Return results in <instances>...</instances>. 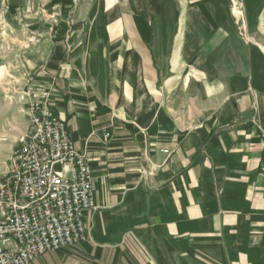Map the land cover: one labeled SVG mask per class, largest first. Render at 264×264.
Masks as SVG:
<instances>
[{"label": "crops", "instance_id": "obj_1", "mask_svg": "<svg viewBox=\"0 0 264 264\" xmlns=\"http://www.w3.org/2000/svg\"><path fill=\"white\" fill-rule=\"evenodd\" d=\"M260 2L249 43L206 0H95L84 38L65 25L37 72L25 60L0 140L22 141L44 89L94 181L89 241L32 264H264Z\"/></svg>", "mask_w": 264, "mask_h": 264}, {"label": "built area", "instance_id": "obj_2", "mask_svg": "<svg viewBox=\"0 0 264 264\" xmlns=\"http://www.w3.org/2000/svg\"><path fill=\"white\" fill-rule=\"evenodd\" d=\"M27 96L29 128L0 181V264H32L47 252L89 241L90 158L78 152L44 89H29ZM261 137L264 141V131ZM260 171L264 174V155Z\"/></svg>", "mask_w": 264, "mask_h": 264}, {"label": "rangeland", "instance_id": "obj_3", "mask_svg": "<svg viewBox=\"0 0 264 264\" xmlns=\"http://www.w3.org/2000/svg\"><path fill=\"white\" fill-rule=\"evenodd\" d=\"M53 1L0 0V62L8 68L11 64L19 68L18 71L13 70V72L5 68L0 70V83L5 88L1 89L0 100L6 98V94L12 95L6 90L10 80L17 78L19 81L17 85H21L23 75L21 71L24 68L21 69L20 66L25 64L26 59L33 65L35 72L40 69L46 53L52 49L51 38L56 34L57 28L65 29L67 28L65 25L69 24L79 40L84 38L88 28L86 18L92 16L96 10L92 7L95 0H62L60 5ZM260 1L252 2L256 3L255 5H262ZM237 2L241 5L239 7L242 11L239 18L233 16L234 0H206L207 5L216 7L220 21L233 23L239 30L242 29L246 34L242 36L251 43L245 28L247 21L245 12L247 6L253 3L249 0H237ZM72 21L75 23L73 26ZM57 33L62 34L61 30ZM16 95L19 97L18 94ZM20 144L21 142L12 144L0 140V181L10 170L13 154Z\"/></svg>", "mask_w": 264, "mask_h": 264}, {"label": "bare ground", "instance_id": "obj_4", "mask_svg": "<svg viewBox=\"0 0 264 264\" xmlns=\"http://www.w3.org/2000/svg\"><path fill=\"white\" fill-rule=\"evenodd\" d=\"M234 4H235V6H234V9H233V16L235 18H239L240 15L242 14L241 8L239 7L241 5L237 2V0H234Z\"/></svg>", "mask_w": 264, "mask_h": 264}, {"label": "trees", "instance_id": "obj_5", "mask_svg": "<svg viewBox=\"0 0 264 264\" xmlns=\"http://www.w3.org/2000/svg\"><path fill=\"white\" fill-rule=\"evenodd\" d=\"M62 0H54L53 3H61Z\"/></svg>", "mask_w": 264, "mask_h": 264}]
</instances>
